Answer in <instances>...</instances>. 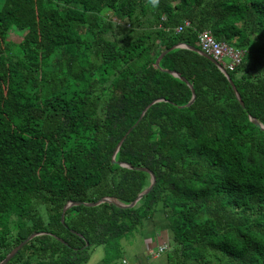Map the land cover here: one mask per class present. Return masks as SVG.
I'll list each match as a JSON object with an SVG mask.
<instances>
[{
    "label": "trees",
    "instance_id": "1",
    "mask_svg": "<svg viewBox=\"0 0 264 264\" xmlns=\"http://www.w3.org/2000/svg\"><path fill=\"white\" fill-rule=\"evenodd\" d=\"M204 29L244 51L228 71L244 105L196 50L155 65L200 48ZM250 116L264 124V0H0V260L41 231L7 264H85L100 244L107 262L161 212L165 264H264ZM137 167L156 182L133 207L74 205L61 221L69 200L131 202L150 184Z\"/></svg>",
    "mask_w": 264,
    "mask_h": 264
},
{
    "label": "rangeland",
    "instance_id": "2",
    "mask_svg": "<svg viewBox=\"0 0 264 264\" xmlns=\"http://www.w3.org/2000/svg\"><path fill=\"white\" fill-rule=\"evenodd\" d=\"M22 34V30L13 27L9 33V39L18 41ZM163 222L161 212L155 213L152 218L143 219L141 224L119 239L116 256L104 262L105 245H96L92 247L90 258L85 264H165L166 250L162 251L157 258H153L152 255L161 242L168 240L166 229L162 226Z\"/></svg>",
    "mask_w": 264,
    "mask_h": 264
},
{
    "label": "water",
    "instance_id": "3",
    "mask_svg": "<svg viewBox=\"0 0 264 264\" xmlns=\"http://www.w3.org/2000/svg\"><path fill=\"white\" fill-rule=\"evenodd\" d=\"M176 47H186L189 49H193L196 50L198 53L202 54L203 56L207 57L208 59H210L216 66L217 68L227 77V79L229 80V82L232 85V88L234 90L235 96L238 99V101L240 102L241 105H244L243 101L241 100L240 94L238 93L235 85L233 84L230 75L228 73V71L217 61L215 60L212 56H210L209 54H207L206 52H204L203 50H201L200 48L194 47V46H188L186 44L183 43H178L175 44L173 46H171L168 49L163 50L160 55L157 57L156 61H155V65L158 66L159 65V61L160 59L163 57V55L170 49L172 48H176ZM170 73H172L173 75L177 76L178 78H180L181 80L187 82V80L182 77L178 72L175 71H169ZM188 83V82H187ZM191 92H192V97L190 99V101L187 103V105H190L194 99H195V91L194 88L192 87V85L190 83H188ZM162 100V98H157L152 100L145 108L144 110L141 112L138 120L134 123V125H136L138 123V121L141 119V117L143 116L144 112L146 111V109L148 108V106H150L151 104H153L154 102L160 101ZM250 120L257 125L259 128H261L262 130H264V124L261 123L258 119H256L255 117L250 116L249 117ZM133 125V126H134ZM133 126H131L124 134L123 136L120 138L119 142L116 145V148L114 150L113 153V157L115 156V153L117 152V150L119 149L120 145L122 144L123 140L125 139V137L127 136V134L130 132V130L133 128ZM120 165L125 166V167H129V168H134V166L130 165L129 163L126 162H119ZM137 169L139 170H144L147 171L150 174V184L148 185V187H146L144 190H142L141 192L138 193V195L129 203H123L120 202L119 200H117L114 197H109V196H104L96 201H92V202H85V201H81V200H69L68 202H66L62 208V212H61V221L64 220V213L65 210L70 207V206H74V205H86V206H96L99 205L100 203L103 202H112L115 203L116 205H118L119 207H133L137 201L145 194H147L154 186L155 182H156V177L154 175V173L152 171H150L149 169L145 168V167H137ZM43 232L41 231H35L30 233L27 237H25L23 240H21L17 245H15L1 260H0V264H7V262L19 251V249L22 248L23 245H25L31 238L42 234ZM87 245V242H86Z\"/></svg>",
    "mask_w": 264,
    "mask_h": 264
},
{
    "label": "built area",
    "instance_id": "4",
    "mask_svg": "<svg viewBox=\"0 0 264 264\" xmlns=\"http://www.w3.org/2000/svg\"><path fill=\"white\" fill-rule=\"evenodd\" d=\"M189 25L190 22L188 20H184L175 28V30L178 32L182 31L184 27H187ZM197 43L199 44L201 50L217 60L227 71L233 70L238 64H240L244 55V51L242 49L216 40L208 29H204L198 32ZM167 247V241L161 242L157 247V251L152 254L153 258L159 257L160 253Z\"/></svg>",
    "mask_w": 264,
    "mask_h": 264
}]
</instances>
